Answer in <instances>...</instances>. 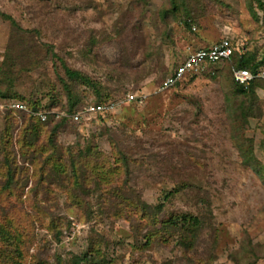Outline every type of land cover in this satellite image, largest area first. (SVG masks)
Wrapping results in <instances>:
<instances>
[{
    "label": "rangeland",
    "instance_id": "rangeland-1",
    "mask_svg": "<svg viewBox=\"0 0 264 264\" xmlns=\"http://www.w3.org/2000/svg\"><path fill=\"white\" fill-rule=\"evenodd\" d=\"M170 6L0 0L22 27L0 15V92L14 94L0 97V264H264V82L240 94L224 62L156 90L190 51L224 37L262 59L264 7L181 0L190 30L163 19ZM62 59L102 100H139L31 133L10 104L68 105ZM75 88L82 105L98 98Z\"/></svg>",
    "mask_w": 264,
    "mask_h": 264
},
{
    "label": "trees",
    "instance_id": "trees-1",
    "mask_svg": "<svg viewBox=\"0 0 264 264\" xmlns=\"http://www.w3.org/2000/svg\"><path fill=\"white\" fill-rule=\"evenodd\" d=\"M256 1L258 2L259 7H261V8L264 7V3L262 0H256ZM180 5H181V0H171V6H170L171 8H169V9L163 8L162 9L163 19L165 20L169 15H171L172 19H178L177 21L183 23L186 28L191 30L193 27V20L190 18L191 15H190V13H187L188 15L185 18H182V12L180 10ZM0 15L4 19L10 20L15 26L22 29V27L15 21V19L12 16L5 14V13H1ZM233 42H234V44L237 43L234 40H233ZM54 56L59 58L58 55H56V54H54ZM60 59L61 58H59V60ZM62 61H63V59H62ZM62 61H61V67L63 69V73H59V72L56 73V79H59L63 88L66 90L65 92L67 95L66 97L68 100V105H66L64 108H62L60 110H56L57 111L56 113L66 112L69 114H74V113L82 110L85 106L92 105V104H106L109 101H111V99H107V100L103 99L102 100V95L98 89V85H97L96 81H94L92 78H89L83 72L70 68L66 64L65 61H63V62ZM226 62H231L233 64L232 69H234V68L235 69L246 68V69L255 71L257 68H259L260 66H262L264 64V57L262 59L258 60L255 56L247 54L244 50H241L240 46H237L235 48L230 60H228ZM210 66H213V65L208 64V65H206L205 68L209 69ZM232 79H233V82L238 87V89H239L238 92L240 94H248L249 92L254 93L255 86L259 82L262 81V80H255L248 86L240 85V84L236 83V81L234 79L233 70H232ZM163 81L158 86H161ZM78 83H79V85L81 83L82 85H84L86 87L92 88L95 91L96 96H98L97 100L94 102H88L85 105L80 104L82 99L80 98V95L78 96L77 94H75V92L78 91L75 88V85ZM181 83L182 82H179L174 88L179 86ZM157 89H158V87H157ZM10 91L11 90H9V92H6V90L5 91L2 90L0 92V97L3 98L5 101L6 100L9 101V102L6 101L7 103H10V99H12L14 97V94L10 93ZM138 100L139 99L136 98L134 100V102H137ZM12 103H16V104H20V105L24 106L25 109H20V108H16V107L15 108L13 107L12 109H13L14 113L20 112L21 114L28 116V121L31 125L29 128L30 132L32 133V131L35 130L37 135L40 133L43 126L51 124V122L55 123L51 129V133H56L57 129L61 128L63 126L71 125V124H77V125L82 126V125H85V124L92 122V121H98V120L106 119L111 114V113H102V114H98L97 116H95L89 120H82L80 122H75L73 120V118L64 117V116L59 117L56 115V113L48 112V111H52L53 108L46 110L45 104H39V103L37 104L36 102H33L29 98H27V99L23 98L22 100L21 99L20 100H13ZM41 112L47 113V114L49 113L48 118L46 120H43L41 118V116L38 115V113H41ZM8 180L13 181V177H9ZM185 220H187L186 217L183 219V221H185Z\"/></svg>",
    "mask_w": 264,
    "mask_h": 264
},
{
    "label": "built area",
    "instance_id": "built-area-1",
    "mask_svg": "<svg viewBox=\"0 0 264 264\" xmlns=\"http://www.w3.org/2000/svg\"><path fill=\"white\" fill-rule=\"evenodd\" d=\"M238 44H234L233 40L230 37H224L219 42L214 43L209 47H202L195 50H192L188 53L184 62L179 65L176 70L170 74L158 87V91H165L171 88H174L179 82L184 81L187 75L196 74L205 69L206 65H216L220 63H224L230 60L235 48ZM233 75L236 83L248 86L255 80L264 81V64L257 68L255 71L240 68L233 69ZM139 99L138 96L134 94L127 95V98L122 100H111L106 104H92L85 106L82 110L69 114L66 112L56 113L57 116H64L73 118L75 122H80L82 120H89L98 114L102 113H111L115 111L120 105L125 101H134L135 99ZM13 108L25 109L24 106L16 103L10 104ZM49 114V113H48ZM47 113H38L39 116L43 120L48 118Z\"/></svg>",
    "mask_w": 264,
    "mask_h": 264
}]
</instances>
